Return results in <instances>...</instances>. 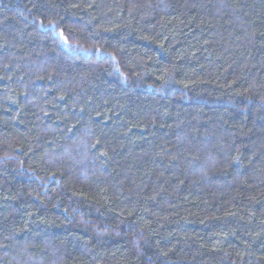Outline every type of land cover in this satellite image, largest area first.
Wrapping results in <instances>:
<instances>
[{"label": "trees", "instance_id": "1", "mask_svg": "<svg viewBox=\"0 0 264 264\" xmlns=\"http://www.w3.org/2000/svg\"><path fill=\"white\" fill-rule=\"evenodd\" d=\"M0 264H264V0H0Z\"/></svg>", "mask_w": 264, "mask_h": 264}]
</instances>
